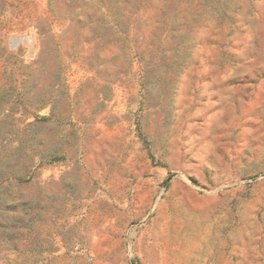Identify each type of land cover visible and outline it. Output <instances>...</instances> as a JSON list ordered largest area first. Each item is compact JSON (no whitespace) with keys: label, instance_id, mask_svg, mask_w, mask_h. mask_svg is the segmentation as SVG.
Listing matches in <instances>:
<instances>
[{"label":"rangeland","instance_id":"obj_1","mask_svg":"<svg viewBox=\"0 0 264 264\" xmlns=\"http://www.w3.org/2000/svg\"><path fill=\"white\" fill-rule=\"evenodd\" d=\"M0 264H264V0H0Z\"/></svg>","mask_w":264,"mask_h":264}]
</instances>
